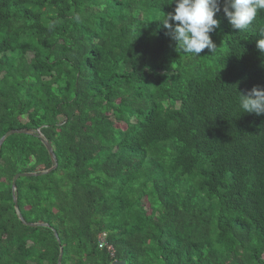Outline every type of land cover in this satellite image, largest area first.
<instances>
[{"label": "trees", "instance_id": "1", "mask_svg": "<svg viewBox=\"0 0 264 264\" xmlns=\"http://www.w3.org/2000/svg\"><path fill=\"white\" fill-rule=\"evenodd\" d=\"M174 7L0 0V264H264V10L191 56Z\"/></svg>", "mask_w": 264, "mask_h": 264}, {"label": "clouds", "instance_id": "2", "mask_svg": "<svg viewBox=\"0 0 264 264\" xmlns=\"http://www.w3.org/2000/svg\"><path fill=\"white\" fill-rule=\"evenodd\" d=\"M172 12L163 13L159 19L163 27L169 30L176 47L191 56H199L206 48L213 52L216 48L211 39L219 26L214 16L223 10L232 28L247 30L264 10V0H174ZM173 3V0H167ZM171 21V22H170ZM257 49L264 54V32L256 40ZM241 112L264 115V87L254 86L247 93H239ZM240 112V113H241Z\"/></svg>", "mask_w": 264, "mask_h": 264}, {"label": "water", "instance_id": "3", "mask_svg": "<svg viewBox=\"0 0 264 264\" xmlns=\"http://www.w3.org/2000/svg\"><path fill=\"white\" fill-rule=\"evenodd\" d=\"M30 130L28 129H11V130H8L7 132H5L1 137H0V146L1 144L3 143V141L5 140V138H7L8 136L12 135V134H27L29 133ZM37 136L41 139V142L43 143V145L46 147L47 149V152L53 162V166H51L49 169L47 170H44V171H40V172H31V173H24V172H20V173H16L13 177H12V180H11V193H12V200H13V203H14V208L18 214V217L19 219L21 220L22 223L26 224V225H29V226H36V225H46L44 223H30V222H26L23 220L20 212L18 211V206L16 204V196H15V182L17 180V178L19 177H23V176H35V175H42V174H45V173H48L50 172L52 169L55 168L56 166V158H55V155H54V152H53V149L50 145V143L44 139V137H42L41 133L39 132V130H37ZM56 235V234H55ZM57 237V236H56ZM61 256H62V251H60V254L58 256V259H57V264H60V261H61ZM111 264H125L124 261H121V260H113L111 262Z\"/></svg>", "mask_w": 264, "mask_h": 264}, {"label": "built area", "instance_id": "4", "mask_svg": "<svg viewBox=\"0 0 264 264\" xmlns=\"http://www.w3.org/2000/svg\"><path fill=\"white\" fill-rule=\"evenodd\" d=\"M101 245H102V244H101V242H100L98 246H101ZM109 249H111V247H110Z\"/></svg>", "mask_w": 264, "mask_h": 264}]
</instances>
